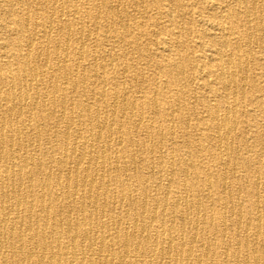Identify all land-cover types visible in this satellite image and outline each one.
<instances>
[{
	"label": "bare ground",
	"instance_id": "bare-ground-1",
	"mask_svg": "<svg viewBox=\"0 0 264 264\" xmlns=\"http://www.w3.org/2000/svg\"><path fill=\"white\" fill-rule=\"evenodd\" d=\"M87 1L0 0V264H264V0Z\"/></svg>",
	"mask_w": 264,
	"mask_h": 264
},
{
	"label": "rangeland",
	"instance_id": "rangeland-1",
	"mask_svg": "<svg viewBox=\"0 0 264 264\" xmlns=\"http://www.w3.org/2000/svg\"><path fill=\"white\" fill-rule=\"evenodd\" d=\"M59 1H61V0H59ZM76 2H77V4H78V6L80 7V8H85V7H87L88 6V1L87 0H75ZM81 2V3H80ZM123 2H125V0H123ZM131 9V8H130ZM137 16H139V15H137ZM198 16L197 15H194V14H192L191 16L189 15V16H187V17H185V18H183V20H181L180 21V23L178 24V26H180V28H184V27H186L187 26V24L189 23V24H191L194 28H197L198 27V18H197ZM103 22H105L104 24H106L107 22H108V20L107 19H103L102 20ZM107 25V24H106ZM148 28L149 29H155L153 26H148ZM168 28H172V26H168ZM175 30H177V28H175ZM180 31V30H179ZM151 38L152 39H154L155 37H153V36H151ZM142 41H147V40H145V39H143V40H141V41H139L140 42V44L139 45H141L143 42ZM197 41H199V39H197ZM144 42V43H145ZM186 42L187 43H191L192 45H194V50H198V48H197V46H198V44H196V42H195V40L193 39V37H191V35L189 36V37H187L186 38ZM108 44H109V46H108ZM105 48H104V50H107V51H110L112 54H115V55H117L118 53H119V50L116 48V47H114V46H112L111 44H110V42L109 41H107V43L105 44V46H104ZM206 48V47H205ZM205 48H203V49H205ZM116 51V52H115ZM198 52V51H197ZM139 61V62H138ZM130 62L133 64V65H135V67H139V66H143V64L145 63L143 60H138V59H134V60H130ZM144 68H146L145 66H144ZM146 71L147 72H152V71H154L153 70V68L152 67H149V68H147L146 69ZM132 91H133V93L137 96V97H140L141 96V92H140V90H139V88L138 87H134L133 89H132ZM152 116L151 115H147V118H149V119H153V118H151Z\"/></svg>",
	"mask_w": 264,
	"mask_h": 264
}]
</instances>
